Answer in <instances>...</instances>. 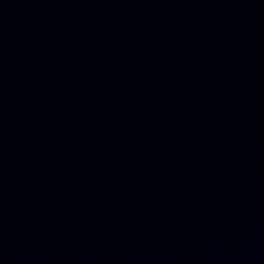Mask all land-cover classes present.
I'll return each mask as SVG.
<instances>
[{"label":"water","instance_id":"water-1","mask_svg":"<svg viewBox=\"0 0 264 264\" xmlns=\"http://www.w3.org/2000/svg\"><path fill=\"white\" fill-rule=\"evenodd\" d=\"M0 264H264V0H0Z\"/></svg>","mask_w":264,"mask_h":264}]
</instances>
